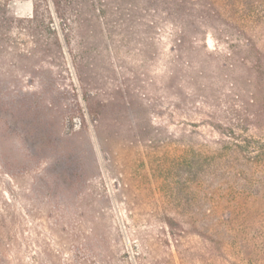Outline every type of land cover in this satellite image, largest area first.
Segmentation results:
<instances>
[{
  "label": "rangeland",
  "instance_id": "374dc122",
  "mask_svg": "<svg viewBox=\"0 0 264 264\" xmlns=\"http://www.w3.org/2000/svg\"><path fill=\"white\" fill-rule=\"evenodd\" d=\"M260 18L264 0H0V264L264 263ZM253 91L262 116L236 125Z\"/></svg>",
  "mask_w": 264,
  "mask_h": 264
},
{
  "label": "trees",
  "instance_id": "16d2710c",
  "mask_svg": "<svg viewBox=\"0 0 264 264\" xmlns=\"http://www.w3.org/2000/svg\"><path fill=\"white\" fill-rule=\"evenodd\" d=\"M50 1H51L52 5H53V7L55 9V12L58 13L60 11V5L62 4V0H50ZM32 10H33V14L28 20L29 21H34V20L37 21L38 5L36 3H34V2H33ZM240 21H241V24H242V22L247 23V21L243 20V19H241ZM252 23H253V26H250V27H247L244 24L242 26L244 28H246L245 31L248 34H252V36L255 37L257 31L259 32L260 30L264 29V21H263V19L260 18L257 21H253ZM184 28L185 27H183V29ZM249 39H250V41L246 43V46L247 47H251L250 45H252V48L254 50H258L257 52H259L260 56L264 57V53L261 51V49H259V47H258L259 45H257L258 43H256V39H253V38L251 39V37ZM260 61L261 60L258 59L257 63H260ZM260 84H261L260 81H257V85H256L257 88H258V86H260ZM250 94L251 95H250L248 100L247 99L246 100L245 99H241V103H242L241 107H240L241 109L236 111V116L233 118V120H235L237 122V123H235L236 125L237 124L241 125L245 121V119H247V117H249V116H252V117H261L262 116V113H259V112H257V113H255V112L248 113V107H250V106L253 107L254 105H256V102H258V99L256 97V91H253ZM89 115L91 116L92 119L94 118V113H92L91 111H89ZM82 120H84V119H82ZM232 127H234V123H232L230 125V127H228L229 128V134H230L229 136H231L232 143L234 144V146H239L240 143L241 144L242 143H248L247 146L250 147L251 143L253 142L252 138L251 137H248V138L246 137V139L240 140L238 137H235V133H236L235 130L236 129H235V127L234 128H232ZM238 130H240V132L242 131V129H240V128H238ZM169 227H172L171 223L169 224ZM216 243H218V241H216ZM218 246H220V244ZM214 247H216L215 241L213 242V245H211L209 250L213 251ZM235 264H264V263H262V262H252V261L251 262L240 261L239 263H235Z\"/></svg>",
  "mask_w": 264,
  "mask_h": 264
}]
</instances>
